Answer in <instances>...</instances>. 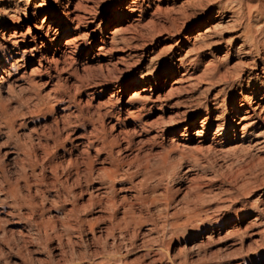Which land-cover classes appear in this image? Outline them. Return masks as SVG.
<instances>
[{
  "label": "rangeland",
  "instance_id": "obj_1",
  "mask_svg": "<svg viewBox=\"0 0 264 264\" xmlns=\"http://www.w3.org/2000/svg\"><path fill=\"white\" fill-rule=\"evenodd\" d=\"M130 1L0 0V16L15 12L13 9L17 6L21 9L17 13L19 19L15 16V20L0 21V42L2 32L14 24L18 23L19 28L26 31L29 26L40 23L48 8L70 10L75 24L78 16L94 17L90 25L81 24L74 29L73 24L69 31L77 42L85 45L83 52L66 61L59 82L49 77L48 70L54 73V65L46 58L41 59L40 54L28 55L25 62L20 61L16 68L4 74L5 83L0 86V166H3L0 188L6 178L21 181L25 154L18 143H27L34 150L33 160L37 159V166L34 172L26 167L30 186L25 182L24 188V182L20 183L25 197L33 198L38 205L36 212L25 207V214L34 216L36 222H25V232L21 235L22 226L8 215L11 208L3 207V201L7 202L8 198L0 190V225L19 244L18 249H9L0 241V264H264V181L250 193L242 192V184L264 170V123L252 131L254 134L249 141H242L240 119L231 116L237 138L221 144L224 146L214 145L218 149H214L211 141L216 125L224 123L226 109L230 111L234 101L238 106L245 96L262 92L252 103L246 104L243 111L255 107L264 111V98L260 99L264 96V85L261 90L253 89L264 82V74L260 71L264 62L256 54L236 52L244 41L241 35L245 33L247 23L254 30L263 29L261 38L264 40V0H236L233 7L223 8L222 14L212 19L218 4L203 13L200 7H188L186 0H144L146 12L142 16V12L137 11L117 22V12ZM182 3L187 5L190 13L187 17L180 15L181 11L178 13ZM35 6L37 12L34 15ZM158 9L162 11L158 12ZM172 15L180 18L176 21L180 26L176 31L171 29L175 19ZM132 17H138L140 21H133ZM151 18L161 24L155 22L157 28L163 29H157L160 33L154 40L148 30ZM114 28L120 31L117 30L118 39L124 36L129 42L112 43L108 37ZM86 32H91L88 40L82 36ZM102 36L109 40V47L102 55L104 59H86L88 42L93 41L92 48L96 53L98 50L94 48L100 45ZM244 48L249 49V46L244 45ZM73 49V45L67 47L65 55ZM53 54L51 51L48 55ZM53 56L62 58L60 54ZM182 61L184 64L180 67ZM241 62L242 66L239 65ZM170 63L175 67L166 75ZM0 64L4 67L5 62ZM155 71L159 73V80L151 88H159L160 97L159 100L156 98V92L154 101L149 103L155 107L148 112L142 108V102L151 92L141 90L143 87L148 89L154 77H149L148 85L139 82L135 88V80L131 78L139 75L143 78ZM237 73L241 82L235 80ZM224 74L228 81L220 79ZM79 77L89 79V82L82 86ZM212 78L214 85L208 92L207 82ZM31 79H35L37 85H33ZM104 79L108 86L93 82ZM122 82L123 88L120 87ZM221 88H224L223 93L214 99ZM132 94H136V98ZM206 100H211L209 111L213 125L209 127L205 143H190L186 134L192 135L195 128L201 127L184 128L188 118L196 117L198 123L207 116ZM48 103L54 105V111L47 110ZM215 105L220 107L216 109ZM126 110L140 114L144 124L138 118L128 116ZM119 115L123 119L118 120ZM95 129H105L108 140H118L121 152L117 154L127 160L140 152L156 161L163 147L172 144L179 145L180 153L185 150L183 158L178 151L173 154L178 165L176 174L165 175L163 179L158 175L150 182L151 186H157L158 196H170L168 205L160 201L142 207L135 199L134 191L121 189L132 187L133 190L142 175L117 185L118 218L130 211L137 218L142 216L141 224L132 222L117 226L116 221L109 218L112 210L108 206L90 208L87 205L93 193L103 196V190L96 189L100 186L98 182L92 185L86 182L88 158L96 155L95 150L87 146L86 138L92 137ZM55 138L59 139L58 146ZM97 143L100 146V142ZM44 145L55 152L50 154L51 158L45 154ZM100 156L104 159L106 153ZM54 161L59 165L56 172L50 167ZM104 166L108 164L95 163L96 177ZM65 183L69 185L63 187ZM123 195H127L126 201H122ZM103 199L106 200L105 195ZM75 202L80 204L78 208H74ZM48 218H53V224L49 226L42 222Z\"/></svg>",
  "mask_w": 264,
  "mask_h": 264
},
{
  "label": "bare ground",
  "instance_id": "obj_2",
  "mask_svg": "<svg viewBox=\"0 0 264 264\" xmlns=\"http://www.w3.org/2000/svg\"><path fill=\"white\" fill-rule=\"evenodd\" d=\"M143 1L144 0H131L127 6H125L124 8H122L121 10H119L117 12V15H118L117 22L123 21V19L128 14H132L133 15L137 11L142 12L140 14V16H142L143 13L146 12L145 8H144V5H143ZM234 1H236V0H227V2H223V0H211V1L207 0V3H205L204 0H186L185 3H187L188 7L189 6L200 7L203 10V13L209 11V9H211L215 4H218L219 6H218V9L216 10V14H213L210 17L212 19V18L218 17V15L222 14L221 12H222L223 8H225V7L227 8V6L233 7L232 4H233ZM185 3L181 4L180 10L178 11V13H180V11H181L180 15L183 14L184 16L187 17L190 13L187 12L188 9L186 8L187 5ZM20 10H21L20 7L17 6V8L13 9V11H15V12L9 13V14H6V13L2 14L1 15L2 17L0 16V21L1 22H5V21L8 22L10 20H13L15 18V16H17L18 11L21 12ZM239 10L242 13L243 8H242L241 5L239 7ZM159 11H162V10L158 9V12ZM36 12H37V6H35V10L33 12L34 15L36 14ZM170 12L171 11H169V14L171 15ZM164 14L167 16L166 12ZM162 15H163V13H162ZM172 17H173V15H172ZM181 17H183V16H181ZM91 18H94V17H86V16L80 17V16H78V18H77L78 21L75 24V20H74L75 17L72 16V12L70 10L65 12V11H61V10L59 11V10H54L52 8H48V9H46L45 17L42 18L41 22L40 23L36 22L34 25L29 26L26 31L21 29V28H19L20 26H19L18 23L14 24L13 27L9 28L8 31H3L2 32V36H1L2 42H0V63L5 62V65L3 67L0 64V68H1L0 69V86L5 83L4 74L8 73L9 69L16 68L20 61L25 62V59H26V57L28 55L34 56L36 54H40L41 59L46 58L47 60H49L50 63H52L54 65V73L52 71L48 70V74H49L50 78L57 79V81L59 82L61 79L60 80H58V79L61 78V75H62L61 73H62L63 70H65L64 65H65V63H67L66 61L69 58H75L76 55H78L82 51V48L85 45L83 42H77V39L73 38L74 36H72L71 34H68V33H70L69 31H71L73 24H75V28L74 29H78V27H80L81 24L90 25L93 22V20ZM153 18L150 19L151 21L149 20L150 23H152V24H151V28L148 29V30L151 31V37H152L151 39L152 40H154L156 35H158L157 33H160L161 30L163 31L162 27L157 28V25L159 24V22L157 23V20L154 21ZM169 18H171V17L169 16ZM178 18L179 17H177V19H176V17H175L176 20L175 19H173V20L170 19V20H172L171 23H172V27H173L171 29H173L175 31L177 30V28L180 27L179 25H178L179 26L178 27L177 24H176V21L178 20ZM239 18H241V16ZM18 19H19V17H18ZM152 19H153V21H152ZM160 19H161V17H160ZM160 19H158V20H160ZM132 20L133 21H136V20L140 21V19H138V17H132ZM166 21H167V19H166ZM155 22L157 23V25H156ZM159 26H161V24H159ZM165 27H164V29H165ZM167 28L169 29L168 26H167ZM245 28H246V30H244L245 33L243 35H241V37H243L244 41H243V43L240 46L237 47L236 52H243L246 55H248V54H256L264 62V40L261 38V37H263V29L257 28L256 30H254L249 23L246 24ZM119 29H121V28H119ZM157 29H159V30L161 29V30L160 31L158 30V32H157ZM117 30H118L117 28H114V30L112 32H110L112 35H111V37H108L109 40L112 43L113 42H117L119 40H122L123 42H129V38H126L124 36L120 37V39H118ZM178 30H180V29H178ZM168 31H170V30H168ZM207 31H209V30H207ZM90 33L91 32H88V33L86 32V33L82 34L83 38L88 40L87 38L89 37ZM171 33H169V34H171ZM205 34L206 33L203 34L204 35L203 37H205ZM29 37H30V39H29ZM78 37H80V36H78ZM200 38H202V37H200ZM109 40H107L104 36H102L101 41H100V45L97 48H94V49L98 50V52H96V53L93 52V48H92L93 47L92 46L93 41L90 40V42H88L89 43L88 44L89 50L87 52L86 59L98 60V61L103 60L104 58L102 57V55L105 54V52L107 51L106 49L109 47L108 46L109 45ZM72 45H73L74 49L72 51H69L70 52L69 55H65V49L67 47H69V46H72ZM123 45H124V43H123ZM244 45L249 46V49L244 48ZM116 46L118 47L117 44H116ZM125 46H127V45H125ZM113 47L116 48L114 45H113ZM113 47L111 49H113ZM242 47H243V49H242ZM122 48H124V47H122ZM129 48H131V47H129ZM51 51H53V53H54L53 55L60 54L62 58L61 59H59L58 57L54 58L53 55L49 56L48 54H50ZM15 55H19V57L16 58ZM183 59L184 58H179V60H183ZM108 60H109V58H108ZM108 60H106V61H108ZM60 63L63 64V65L60 66ZM183 64L184 63L182 61L180 63V67ZM39 65H41V64L39 63ZM239 65L242 66L243 63L241 62ZM255 65H257V64L255 63ZM50 67H52V66H50ZM174 67H175L174 64L170 63V66L165 70V74L167 75L170 72H172L174 70ZM260 71H262L263 74H264V66H263L262 70H260ZM148 73H150V72H148ZM74 74H76V71L74 72ZM152 75H153L154 78H153L152 81L149 82V86L150 87L148 89L143 87L142 90H141V91H149V92H151L150 96L144 97L143 98V102H142V108H144L145 111L147 110L148 112L151 111L155 107L154 105L149 104L151 101H154L152 99H153V96H155V93L156 92L158 93V94H156L157 95L156 98L158 100H159L158 97H160L159 93H160L161 90H159V88H157V87L154 88V89L151 88V86L152 85H156L157 80H159V73L157 71H155L153 74L146 75L143 78H141L140 75L136 76V77L133 76L131 78V80H135V84L133 85V87L135 88V87H137V84H139V82L142 83V85H144V86L148 85L146 81L149 79V77H152ZM181 75H185V73H181ZM257 75L259 76V73ZM222 78H223V81H228V76L226 74L221 75L220 79H222ZM79 79L81 81L82 86H84L85 82H87L89 80V79L88 80L84 79L82 77H79ZM177 79L179 80L180 78H177ZM181 80H182V78H181ZM235 80L241 82L240 74H238V73L236 74ZM93 82L95 84L96 83L97 84H102L104 86H108L109 85L108 81L105 80V79L103 81H99V82L98 81H93ZM31 83L33 85H37V81H35V79H31ZM207 83H209V84L206 87V89H207L208 92H210L212 87H213V85H214L213 78L210 79V81L207 82ZM263 85H264V82H262L261 85L256 84V87L253 88V89L261 90ZM120 87L121 88L124 87V83L123 82H122ZM171 90H172V88H171ZM223 90H224V88H221V90H219L217 93H215L214 99H217L219 96H221L220 94L223 93L222 92ZM119 91H122V89H120ZM172 91L171 92L168 91V92H170L172 94L174 92V91L173 92ZM170 93H168V94L170 95ZM261 93L260 92L259 93H252L250 96L247 95V96L244 97V99H242L243 102H240V104L238 106L235 104V101H234L233 105L231 107V110L229 111V109L228 110L226 109V114H225L226 116L224 117V123L222 125L221 124L216 125V130L214 131V136L212 137V140H211L213 146L214 145H221V144H224V143H228V142H231L232 139L235 140L237 138V129H235L236 128L235 125H233V123H231V121H233L234 118H239L240 119L238 124L242 126L241 127V132H242V137L241 138H242V141H249L251 136L254 134V132H252V131H254V129L258 125H261L262 123H264V111H261V110L258 111L256 107L255 108H250V109H245L243 111V107L246 104H248V103H252L253 99L257 98L258 96H261ZM135 95H133V96L136 98ZM138 96H140V94ZM133 98H131L130 101H133L132 100ZM263 98H264V96L260 97V99H263ZM210 101L211 100H206V103L204 105L206 111H208V112H206L207 113L206 117H204L198 123L195 122V118L196 117L195 118H192V117L188 118L187 126H185L184 129L189 130V129L193 128V127H201V128H195L196 132L194 134H192V135L191 134H186L187 140L190 143L197 141L199 144L202 145L203 143H205L207 141L209 127H211L213 125V120H212V118L210 116L211 112L209 111L210 110L209 105L211 103ZM139 105H141V104H139ZM219 107L220 106L215 105L216 109L219 108ZM135 108H134V110H135ZM138 108L140 110V106ZM47 110H50L51 112L54 111V105H52V103H48L47 104ZM128 113H129L128 116L134 117V118H138L139 122L141 124H144L143 120L140 119V117H141L140 114L135 115L133 113V111L128 112ZM220 115H222V114H220ZM113 116L116 117V115H114V114H113ZM126 116H127V113H126ZM231 116H234V118L232 119ZM117 119L120 120V119H123V118H120V115H119V116H117ZM245 120H247V122H243ZM232 127L234 129H232ZM105 129H103V130L95 129V132L93 133V136L90 137V138L86 135L87 136V138H86L87 139V146L89 148H91V149H94L95 152H96L95 156H89V158H88L87 171H86L87 172V181L86 182L88 183V185H92L93 183L98 182L100 186H98L99 188H96V189H102L103 190L102 191V195L103 196H101L98 192H97V194L95 193L96 196L93 195L94 194L93 193L91 195V197L89 198V201H88L87 205L90 206V208L91 207H96V206H100L101 207L103 204L108 206L112 210V212L109 215V218L111 220H115L116 223H117V226H119L122 223L125 224V225H129L132 222L136 223V224H139L140 222H142V220H141V219H143V218H141L142 216L140 217L141 219L137 218V216H135L133 214V212H130V211H125L123 213V215L121 216V218H118V216H117V204H118V200H117V197H118L117 185L118 184L127 183V182H131L136 176L142 175V178H141L140 182L138 184L133 185V190L131 189L132 187L130 188L131 190L129 188H121V189H123V191H130V193L132 191H134L135 193H133V192L132 193L134 194L135 199L137 200V202L140 203L142 205V207L143 206L145 207V206H149V205H154V204H157L160 201H162V202L165 201L166 204L168 205L170 200H171L170 196L168 194L158 196L156 194V187L157 186H151L150 182L152 181V179L157 178L158 175H159V178L163 179V176H165V175L172 174V173L176 174L178 172V171H176V165H177L175 163L176 157L173 154L176 153L177 151L179 153L181 152V151H179V145L178 144H172L169 147L168 146H164L163 147V151L158 155L156 161H152V157L150 158V156H148V155H143V154L140 155L139 154L140 152L137 155H135V158L127 160L124 157H122L120 154H117V153L121 152V147L119 146L120 142L118 140H116V139L108 140L107 132H106ZM193 135H196V136H193ZM80 137L83 138V136H80ZM219 137H221L222 140L221 139L219 140ZM82 141H83V139H82ZM54 142H55V144L57 146L59 145V139L58 138H55ZM97 142H100V146L97 145L98 144ZM18 144H19V147H21L20 150L21 151L23 150V152H24L23 154H25V164L23 166L24 169H25V172H23V174L21 176V181L24 182V188H25V182H26V186H30L26 169L30 167L33 170V172H34L35 168L37 166V163H36L37 159H36V161L33 160V158H34L33 157L34 150H32L33 148L31 149V146L29 147L27 145V143L26 144H21V145H20V143H18ZM201 145H199V146H201ZM212 145L210 146V148L213 147ZM16 146H17V148H19L18 145H16ZM221 146H224V145H221ZM130 148H132L131 145H130ZM216 148L217 147H215L214 149H216ZM115 150H116V152H115ZM221 150H222V148H221ZM184 152H185V150H183L182 153H180L181 158H183ZM46 153L49 154V157H50V154H53L55 152H52V149L50 148V146H45V154ZM103 153H106V157L104 159H100V157H101L100 155L103 154ZM149 155H151V154H149ZM35 158H36V156H35ZM95 163L108 164V166H104L103 167V170L101 171V173L99 172L100 175L98 177H96L95 174H94V172H95V170H94L95 169ZM50 167L52 168V170H54L56 172V171H58L59 165L54 161V163L50 164ZM0 170L3 171V166H0ZM33 172H32V174H33ZM251 178H249V180H246L242 184V190H243L242 192H243V194L250 193L251 190L253 191L254 188H257V187H255L256 185H259V184H261L264 181V170L262 169L257 174L253 175ZM62 180H66V179H62ZM21 181L18 180L16 182H13V181L10 180V178H6L5 182L3 181L4 183L2 184L0 190L4 191V193H6L7 198H8L7 202H5V201H3V203L1 202L3 207L6 206V207H10L11 208V210H9V212L7 211L8 215L10 217H12V218H16L17 219L16 220L17 223H20L19 225L22 226L20 228V230H19L20 234L24 235L25 222L26 223L36 222V220L33 221L34 216H32V215L31 216H27L25 214V207H29V208H31L33 210L32 212H36V208H37L38 204L36 205V202H34L32 200L33 198L32 199L31 198L27 199L25 197V194L22 192V185L20 183ZM79 182L81 184L80 180H79ZM62 183H64V182H62ZM62 183H60V184H62ZM68 185L69 184H66V185L63 184V187L64 186H68ZM70 188H71V186H70ZM65 191H66V189H65ZM104 195L106 197V200L103 199ZM123 200L124 201L127 200V195H123L122 196V201ZM79 206H80V204L78 202H75V207L74 208H78ZM118 206H119V204H118ZM28 215H29V213H28ZM42 222L47 223L48 226H49V225L53 224L52 223L53 222V218H48V221H46V222L42 221ZM37 223L40 224L39 222H37ZM220 225L222 226V225H224V223H221ZM0 241L6 247L8 246L9 249H16V248L18 249V246H17V245H19L17 243L18 241L15 238H13V237L11 238L9 236V234L7 233L6 229L3 228L2 225H0ZM15 246H17V247H15ZM21 248L19 250H17V251H19V253L22 251ZM0 254H1V252H0ZM23 258H24V263H25V255L23 256Z\"/></svg>",
  "mask_w": 264,
  "mask_h": 264
}]
</instances>
